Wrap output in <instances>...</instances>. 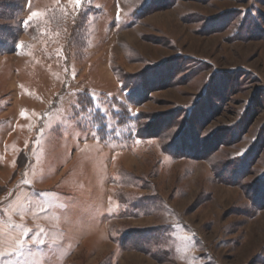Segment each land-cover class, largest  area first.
<instances>
[{
	"label": "rangeland",
	"instance_id": "1",
	"mask_svg": "<svg viewBox=\"0 0 264 264\" xmlns=\"http://www.w3.org/2000/svg\"><path fill=\"white\" fill-rule=\"evenodd\" d=\"M0 264H264V0H0Z\"/></svg>",
	"mask_w": 264,
	"mask_h": 264
},
{
	"label": "trees",
	"instance_id": "2",
	"mask_svg": "<svg viewBox=\"0 0 264 264\" xmlns=\"http://www.w3.org/2000/svg\"><path fill=\"white\" fill-rule=\"evenodd\" d=\"M12 51V47L7 49V53Z\"/></svg>",
	"mask_w": 264,
	"mask_h": 264
}]
</instances>
